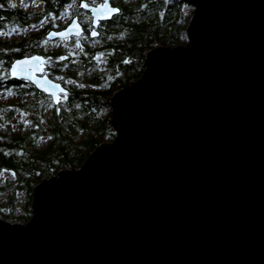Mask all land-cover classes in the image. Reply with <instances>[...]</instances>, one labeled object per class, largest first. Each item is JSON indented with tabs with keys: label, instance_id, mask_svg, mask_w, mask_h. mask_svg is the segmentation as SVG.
<instances>
[{
	"label": "water",
	"instance_id": "1",
	"mask_svg": "<svg viewBox=\"0 0 264 264\" xmlns=\"http://www.w3.org/2000/svg\"><path fill=\"white\" fill-rule=\"evenodd\" d=\"M181 1L188 42L146 54L112 93L115 136L35 184L25 223L0 214V264H264V0ZM81 3L90 36L119 11ZM84 31L73 15L45 38ZM31 56L28 79L9 76L57 104L68 89L42 73L44 55L8 73Z\"/></svg>",
	"mask_w": 264,
	"mask_h": 264
},
{
	"label": "trees",
	"instance_id": "2",
	"mask_svg": "<svg viewBox=\"0 0 264 264\" xmlns=\"http://www.w3.org/2000/svg\"><path fill=\"white\" fill-rule=\"evenodd\" d=\"M41 1V8L27 11L13 7L9 0H0V61L3 62L0 63V73L8 75L9 64L18 57L34 53L45 57V32L64 26L66 23L58 21V16L72 1L79 0ZM116 1L120 12L113 20L101 22L98 37L75 38L80 42L79 47L75 45L79 51V63L70 60L56 63L61 68L56 72L62 81L74 79L81 74V69L94 65L96 52L108 50L111 70L116 74L114 79L105 83L113 84L107 92L109 101L114 91L140 77L145 56L153 49L154 43L171 47L185 45L188 42L185 29L190 20L187 13L182 18L180 7L183 5L186 9L187 5L181 0ZM45 15L52 19L32 32L29 23L38 22ZM59 40L63 39L56 41ZM92 40H98V44L91 45ZM63 51L55 49L51 55L55 58ZM103 79L104 75L101 77L96 72L88 86L71 85L67 88V99H60L57 104L27 80L9 75L6 80H0V172L3 173L0 175V201L6 200V214L13 216L15 221L25 223L29 219L35 184L56 174L59 169L79 167L94 147L103 142L104 137L98 132L109 131L110 139L115 136L110 128L111 115L103 124L101 117L95 116L93 111L102 95L98 86ZM9 90L12 95H8ZM82 103L89 104L90 109L83 107ZM14 122L19 127L15 128ZM81 132L83 135L79 138ZM18 193H22L25 202L17 214L15 198Z\"/></svg>",
	"mask_w": 264,
	"mask_h": 264
},
{
	"label": "rangeland",
	"instance_id": "3",
	"mask_svg": "<svg viewBox=\"0 0 264 264\" xmlns=\"http://www.w3.org/2000/svg\"><path fill=\"white\" fill-rule=\"evenodd\" d=\"M9 1H10V4H12V5L14 4L16 7H21L22 9H25L27 11L37 10V9L41 8L42 3H43L41 0H9ZM99 1L100 0H89V2H91V3H96ZM111 2L116 3L117 1L111 0ZM126 2L127 3L130 2V0H127ZM186 5H187L186 9H184L183 5L180 7L181 14L183 15L182 18H184L186 13L191 18L194 6L191 4H187V3H186ZM77 7H79L78 1H72L67 6V8L64 10V12L58 16L57 20L61 21L63 23H67L73 15H77L78 18L80 19V21H82V23L85 26H87L88 29L91 28L90 16L84 10H82L81 8H77ZM49 19H52V18L50 16L45 15L38 22H34L32 24L29 23L28 27L31 29L32 32H35V31L41 29L42 25L46 21H48ZM31 21H33V20H31ZM41 21H44V23L41 24ZM87 32H88V30H87ZM17 36L18 35H13V37H17ZM84 36H85V38L91 39V37L88 36L87 33ZM56 40H48L45 38L43 47H44V50L46 51L47 55L44 57L45 58L44 62L48 61L49 58H51V63L50 64L45 63L46 66L43 68L42 73H45L48 76H50L51 78H53L54 80L62 83L68 89L70 88L71 85H78L79 87H81V85L88 86V84H90L89 81L92 79V76L96 72L100 73L101 77H103V75H104L103 81H101V83L98 86V88H100L102 91V95L100 96V99L96 102V106L93 108V111H94V115L97 117H101L100 119L103 121V124H106L105 119L110 114V105H108L109 99H108L107 92L113 87V84H109V83L105 84V83L109 82L110 80H112L116 77V74H113V72L111 70L110 63H109V51L108 50L107 51L100 50V51L96 52L94 54V57H93V59H94L93 60L94 65L93 66H88L84 70L81 69V74L79 76H77V78H74V79H73V77L72 78H66V79H64V81H62V79H58L59 73L56 71L61 70V68L59 66H57L56 63L62 62L65 60H70V62L75 63V64L79 63V60L77 59L78 58L77 56L79 55V51H78V48L75 47V41L76 40L74 38H65V39L59 40V41H56ZM97 41L98 40H96V41L92 40V41H90V43H91V45L95 46L96 44H98ZM187 41H188V39H187ZM156 46H160V44L154 43L153 48ZM55 49L64 50L61 53L66 54L67 58L64 60H60L58 55L61 53H59L55 58H53L51 53ZM7 71H8V68H7ZM52 75H54V77ZM67 81H72V83H68ZM64 96L65 95L61 96V100H64ZM82 105H83V107L90 109L89 104L84 105L82 103ZM14 120L15 119H13V121ZM13 126L15 128H17V127H19V124L14 122ZM109 134H110L109 131H105L104 133H101V134H99V132H98L99 136L104 137V140H103L104 142L111 141ZM114 134H116L115 131H114ZM82 135H83V132H81L78 135V137L80 138ZM0 202L2 205V212L0 214L3 217L8 218V219L15 222V219L13 216L6 214L8 212L6 200L0 201ZM24 202H25V197L22 195V193H18L16 198H15V211L17 214L21 212L23 205H24Z\"/></svg>",
	"mask_w": 264,
	"mask_h": 264
},
{
	"label": "snow or ice",
	"instance_id": "4",
	"mask_svg": "<svg viewBox=\"0 0 264 264\" xmlns=\"http://www.w3.org/2000/svg\"><path fill=\"white\" fill-rule=\"evenodd\" d=\"M13 7H15V5L13 4L12 5ZM79 7H81V8H88L89 7V4H87V3H81L80 5H79ZM101 8H104V9H107L108 8V5H107V3H104L102 6H101ZM101 8H93L92 9V11L93 12H99V11H101ZM110 11L111 12H113V13H115V12H117L118 10L117 9H110ZM44 23V21H41V24H43ZM71 28H77L78 27V25H77V23H76V21H73L72 22V25L70 26ZM13 31H15V29L13 30ZM56 35H58V36H60V37H65L66 36V32H59V33H50V37L51 36H56ZM77 35H79V34H77ZM91 35L92 36H96V35H98V33L95 31V30H93L92 32H91ZM76 46L77 47H79L80 46V42H79V40H77V42H76ZM67 57H62L61 59H66ZM42 60V58L41 57H39V56H31V57H29V58H25V59H23V60H17L15 63H13L12 65H11V69H10V72L8 73V75H10V76H12V77H17V76H19V75H21V74H23V77H24V79H28L29 78V71H28V69H27V67L26 66H28V65H31L33 62H35V61H41ZM0 63H3L2 61H0ZM45 63H51V58H49V60L48 61H46ZM40 67V65H37V68H39ZM35 70V69H34ZM41 71L43 70L42 68L40 69ZM8 75H6V74H4V73H0V80H6L7 78H8ZM58 79H63L62 77H59ZM68 83H72V81H67ZM56 87H59V85H56ZM81 87H83V85H81ZM61 91H63L62 89H61ZM13 93L11 92V90H9V92H8V95H12ZM54 95V94H53ZM64 99H67V96H66V94H65V96H64ZM57 102H59V100H57ZM0 175H3V173L2 172H0Z\"/></svg>",
	"mask_w": 264,
	"mask_h": 264
},
{
	"label": "flooded vegetation",
	"instance_id": "5",
	"mask_svg": "<svg viewBox=\"0 0 264 264\" xmlns=\"http://www.w3.org/2000/svg\"><path fill=\"white\" fill-rule=\"evenodd\" d=\"M100 1H101V0H100ZM93 4H96V3H93ZM111 5H112V6H115V7H118V8L120 9V6L118 5V3H112V2H111ZM82 10H84L85 12H87L88 15L90 16V13H89L88 10H85V9H82ZM119 12H120V11H118L116 14H113L109 19H106V20H100V21H99L97 27H95V30L97 31L98 35H99V26H100L101 22H107V21H111V20H113L114 17L117 16V15L119 14ZM90 18H91V16H90ZM81 23H82V21H81ZM82 24H83V23H82ZM83 26H84V28H85V31H84V33H83L81 36H84L86 33H87L88 36H90L89 32H90V30L93 28L92 25H91V28H89V29H88L87 26H85L84 24H83ZM87 30H88V32H87ZM98 35H96V36H90V37H91V38H96V37H98ZM67 38H74V39H75V38H77V37H67ZM62 95H65V94H62ZM62 95H61V96H62ZM61 96H60V99H61Z\"/></svg>",
	"mask_w": 264,
	"mask_h": 264
},
{
	"label": "bare ground",
	"instance_id": "6",
	"mask_svg": "<svg viewBox=\"0 0 264 264\" xmlns=\"http://www.w3.org/2000/svg\"><path fill=\"white\" fill-rule=\"evenodd\" d=\"M77 8H79V7H77ZM85 13V12H84ZM87 13V12H86ZM82 16V15H81ZM84 17V16H83Z\"/></svg>",
	"mask_w": 264,
	"mask_h": 264
}]
</instances>
